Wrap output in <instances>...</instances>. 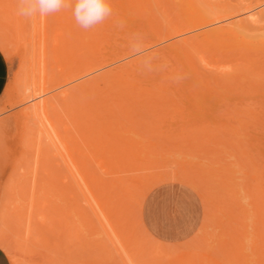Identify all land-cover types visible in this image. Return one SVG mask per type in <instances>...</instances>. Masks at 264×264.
Wrapping results in <instances>:
<instances>
[{
	"label": "rangeland",
	"instance_id": "374dc122",
	"mask_svg": "<svg viewBox=\"0 0 264 264\" xmlns=\"http://www.w3.org/2000/svg\"><path fill=\"white\" fill-rule=\"evenodd\" d=\"M11 1L12 0H0V5L1 6L9 5ZM150 1L151 3H153V5L149 3V6L152 7L146 8L145 13L147 16H149L147 9L148 10L150 9L152 14L150 15L153 16L154 14L155 19L153 17H147L148 20H145L146 19L145 17H144L145 19H143V18H139L141 15L137 16L136 20L131 24V26L125 28L119 27L118 29L117 28L115 29L118 31L121 28L120 30L123 31V32L120 31L121 34L118 33L119 35L115 34L117 31L113 29V26H110V30L106 29V31L107 32L110 31L111 36H109V33L108 35L107 33L106 34L104 33L103 35L100 33V35H98L100 39L105 35H107V37L105 36L104 39L102 38L101 40H99L98 46L100 50L98 49V51L100 52L98 51L97 52L102 53L105 52L106 50H107L106 52H108L109 51L108 49H115L117 47L115 45V42L119 44L118 47L123 46L125 43H127L126 41H129V39L133 40V36L136 33H140L143 36L144 44L147 42L151 43L153 42L154 39L156 38L158 39V37H162L161 42L165 44L166 42H168L169 39L166 38L163 39V36L165 34L168 35L167 33L172 34L177 29L190 27L192 28V31L195 33V32H199L200 29L203 30L212 27L217 28L223 25L227 26L228 24H230L229 22L235 20L237 21L238 19L240 20L244 18V14L246 12L244 11L243 8L249 5V0H219V1L218 0H156V1L150 0ZM215 2L218 3L215 4ZM12 5L13 6H11V10L13 13H15L16 3L14 4L12 3ZM192 5H194V7L196 8L193 9L191 7ZM189 7H191V10H195V11H191ZM187 8L189 9L188 11H190L191 13L187 12L186 10ZM260 10H264V6L259 7L254 11H260ZM192 12H195L196 15L194 14L192 15ZM60 14L62 15L61 22H63L64 24H69L71 20V16H70L71 11L70 10L61 11ZM199 15H202V17H200ZM222 15H229V17H227L226 20L225 19L221 20L220 22L215 21L217 17ZM150 20L151 22L153 20H156L155 24L157 25L155 24L153 25L150 23L151 27H149V24H147V22H149ZM213 20L215 21V23ZM205 21H213V22L212 23L209 22V24H207L208 23L207 22L206 24L202 25V23ZM27 22L29 23L28 20ZM30 24L31 21L29 25L26 27V29L28 28V31ZM205 25L207 26L205 27ZM152 26H155L157 29L155 27L153 28ZM96 27H95L96 31L102 30L100 29V27L99 28ZM58 28L61 27L58 26L56 22L54 23L52 22L51 28H49L50 36H52ZM151 28H153L154 30L156 29V33H154L152 31L153 29ZM247 34L246 35L238 34L239 36L236 38L233 37L223 38V36H219L223 38L221 40L219 39V37L213 36L214 38H211L212 42L210 43L208 42L205 43L198 40L199 41L198 44L203 43L199 48L189 47L188 51L194 55L196 66L201 70V72L202 71L204 72V73L202 72L204 75L210 78L209 80H212L211 85H214L213 78H218L217 80L223 78V81L228 80L229 83L236 82L237 85H240L241 83L244 84L247 83L246 86H249V82H250L251 84L259 83L261 84L260 87L264 86V30L260 29L257 31L256 29V31H254L251 29V31H249ZM115 37L116 38L119 37L118 38L119 40L115 39ZM7 38L11 40L10 49L12 50L13 54L10 57H7L4 54L9 63V76L7 78L6 87L2 95L0 96V179L2 181V183H0L1 184L0 205L5 203L6 194H8L6 192L7 189L10 186H11L10 188L12 187L14 188V186L17 187L15 189L16 191L13 194L14 198L12 200H14V202L16 203H19V201H21L23 206H21V209L16 211L15 214L13 215L12 222L14 227H11L12 230H9L10 227L7 228V232L8 234L11 235V237L9 238L11 239L12 244L15 246V251L17 252L19 261L21 262V264H27L29 260H30L29 263H31V262L39 261L40 258L38 256L27 257V253H25L22 250V248L17 245L15 240L17 239L18 236H20V234H22L23 226L24 224L27 223V220L29 219V213L31 209L30 202L32 199L30 195L33 187L32 184L33 177H35V170H34L35 160H36L35 158L37 157L36 149L38 146L37 138H32V137L34 136L38 137L36 136L38 134H36L35 130L33 131L30 128L31 126H35L31 123L32 121L29 122L30 127L29 126L26 127L23 124L24 122L23 121L24 119H22L23 117L22 116L20 117L21 111L25 110L26 106L31 104L32 101H29L27 103L24 102V103L16 104V102H14V99L16 100V98L14 97L15 96L14 86H16L15 84L17 83V80L24 73L25 70L24 67L26 66V62H27L28 70L31 68L29 67V63L34 62L35 49L37 47L36 41L38 39V35H35V32L33 33V35L32 34L30 35L27 32V30L22 34H19L16 30H14V32L9 34ZM80 38H83V40L87 41L89 37L87 35L85 36L83 35ZM121 38L124 43L120 41ZM172 38L173 37H171L170 39ZM102 40L104 41L106 40V41L104 42ZM112 41L114 42V44L111 43ZM111 44L114 45L113 48H111L112 46ZM105 45L110 46V48L108 47L105 48L106 47ZM217 46H219V48H217ZM92 49L93 48L88 49V52L87 51L84 52V48L81 50H77L74 56L75 59L80 58L86 54L88 55L89 52L92 51ZM81 51L83 52L81 53ZM106 52L103 54H107ZM167 53L168 52H165V54H163V56L160 58L161 61L160 59L156 61V65H159L158 70L160 73L162 72L164 73L165 71L168 72V74L167 73L166 74L169 75L171 70H172L171 72L176 73V74L172 73L173 75L170 74L171 76L170 75L167 76L164 74L166 77H169V79H167L168 83L166 84L173 85L174 83L173 84L171 83V81L175 80L172 79L173 76L176 78L175 75H177V77L179 76L184 78L185 75L183 74V68L180 66V64H178L179 62H176L178 61L177 60L178 57L175 59L173 53L172 55L170 53H168L167 55ZM167 57H169L170 59ZM167 59L169 60L167 61ZM159 61L160 63H158ZM176 64L179 67V69L176 66ZM175 66L177 68H174ZM227 71L228 73H225ZM88 76H92V75H88ZM84 78H81L78 81L80 82ZM148 79L151 80V78L146 77L145 79H142V81L140 82L146 84L144 81ZM184 80L189 81L186 78H184ZM154 81L156 82L159 80H154ZM151 82L153 81L151 80ZM144 84H142V86ZM106 85L105 83L104 84L102 83V85L100 84L99 87L104 86L102 88L105 89L107 87ZM174 86L177 87L179 85L175 84ZM168 89H170L169 91H172L173 86L168 87ZM258 89L261 88H258V86L257 89L256 88L254 89L253 87L252 88L248 87L247 91H241V88H237L238 92L237 90H235L234 92H225L227 90L218 89L222 93H218L215 90H211V91L203 90L204 96L203 97L199 96V98L195 96L196 101L194 99L193 101L195 102L192 103H189L190 101L185 100V97L183 96H182L183 98L179 97L178 95L180 94V92L178 91L177 92L173 91L176 92V94L178 93V95L174 93L170 94L169 92L170 96L174 95L173 97L177 101L178 104L177 109H175L173 105L172 106L168 105L167 108H169L170 111L167 113H163L162 115L163 117L161 116L164 119L158 117L157 119H155L157 120L156 124H152L154 122H150L148 126L145 127L141 126L142 130H139L141 131L140 134L138 133L134 134V132L130 133L132 136L134 137L136 136L135 138L139 137L137 140L140 139V143L142 140L141 144L143 145L140 144L139 145L143 146V148H145V150L147 151V154L145 155L146 157L143 154L142 156H144L146 159L151 160L149 164L153 166L151 168L140 169V170L132 169L134 171L133 172L130 168L118 167V168H112V170L109 171L110 175L108 174L105 175L104 171L106 169H111V168L101 167L99 164L96 163L94 159L91 161H88L87 159L90 170L93 172L94 175L96 174L100 175L99 179H101L102 181L101 186L99 185L95 186L96 189H99V187H103V189H99V190L102 191L110 190L109 192H111V190L116 189L122 192V190H120L121 183L118 182V178H121L122 176L123 179H127L126 176L123 177L124 175H122L124 171L128 172L125 175L130 173L129 175L131 176H128L130 178L135 175L148 176L149 174L151 175L152 173L155 172H168L177 169L181 171H186L187 169L186 170L184 169L188 167L190 169H188L186 172L190 175H195L196 179L200 183H202L205 189L207 190L208 195H206L205 199H203L202 196L199 195L198 191L194 189L193 186L181 180H174V179L164 180L156 183L154 186H152L149 189V191L142 200H139L138 197H135L134 199V196L128 199V197L126 196L127 197L126 201L122 200L121 203H118L119 201L118 199H120L118 198V196L120 195L119 192L117 193V195H114L115 200L114 197H112L108 192L104 193V195H100L101 191L96 190L98 191V193L93 191V196L89 191L83 193V191L82 192L80 191V188L77 186L72 176L67 175L71 173H69V171L67 170L68 167L63 162L62 158L60 156H55L54 154L55 150L52 149L53 147L48 144V141L45 140V138H43V140L41 141L42 142L41 145L44 150L40 158L42 156L44 158L42 157L41 158L42 160L40 159L39 161V169L36 174V182H35L36 186L34 187L36 188L38 186L35 189L37 194H36V198L34 199L35 203L31 213L32 216L31 219L33 221L34 226H36V228L37 227L44 228L43 230L44 232L46 231L45 232L46 234H48L51 245L55 246L58 242L66 241L65 245L68 246V248L73 249V251L76 252V254H86V253L88 254V252L89 254L97 253L99 252V249L102 250L101 248H103L104 245H106V247H104L102 251L107 255L111 254L110 257L113 258V262L115 264H118L119 262L123 261L122 255H125V253H122L121 255L119 254L121 253L122 249H119L120 245L119 243L115 242L116 239L110 240L108 237H106L107 236L105 234L106 232L104 228L101 227V225L104 224L105 222V220L104 222L102 220L104 219V217L101 216L103 214L99 216L100 214L99 211L101 209L108 211V207H111V205H113L111 207L112 208L111 211L113 213V216L116 217V220L120 221L126 218L123 221V223L122 221L119 222L120 232H125L126 235L129 234L128 231L130 230L134 232L132 239L135 240H130L129 238L130 236L127 235L128 237H125L127 239V242L130 243L132 241L133 242L137 241L141 244V245H135V247L139 250V252H137L136 249L133 250V248H131L129 251V252H131V250L136 251V254L139 256H141L142 253H146L143 251L145 249L142 250L141 248L147 247V249H149L148 247L152 245L151 242H149V240L146 239L147 237L144 235L143 227L145 226L146 229L153 236H155L152 233L151 229L149 228V225H146L145 213H146V217L149 218V221H151L152 223H157V222L162 223L165 227H167V229L168 227L169 228L171 227L170 230L172 233L168 235V239L170 240L167 241L166 239L165 244H162L161 246L155 248L154 249L155 251L154 250L152 251L150 247V250L152 252L149 255L152 254L155 255V253L158 254V256H154L155 260L154 261L151 260L150 264H239V262L243 261V259L244 261H246V264H253L254 262L257 261L261 262V264L264 263V261H262L264 260V178H262V174H264V172H260V171H264V161L261 162V160H264V153H262L264 152V92H260ZM95 90L96 89L90 91L93 92L94 94L92 97L96 96ZM99 90L100 89L97 90L98 94L102 92V89L101 91ZM81 94L84 95L87 93L83 92L78 94L76 96L78 98H74L71 101L72 103L69 102V104L74 107L71 106L69 107L70 111L64 110L61 111V113L63 114V118H64L63 121L64 125L63 124L62 125L69 128L67 129V131H65L66 134H64L65 132L63 133L65 139L67 141H72V142H74L77 139H80V142L82 143V145H84V142H82V140L86 136L84 134L83 129L86 128L85 124L89 122L86 121L88 120L86 119V117H88L86 116L88 114V111L86 112V110H88L87 109L88 107H86L85 105L87 104L88 99L86 98L85 95L82 96ZM82 97H84L87 100L81 99L80 102H82V104L79 102L77 103V101H79V99ZM12 101L15 104L11 105L10 103ZM73 101H75L76 104ZM81 106L83 108H80ZM72 108L75 110H73ZM77 109H81V110L76 111ZM180 109L182 111H178ZM232 109L234 110V112L232 111V113H230ZM240 109L246 110L248 111V113H246V111L245 112L241 111ZM71 110H73V112ZM237 111H239L238 113L241 112L243 114H239V115L238 113L234 114ZM74 112H75V118L79 116L78 118H81L80 120L81 121L83 120L84 123L77 126L76 123L78 118L74 119L76 120L74 122L70 121L71 117L74 118V116L71 115V113ZM252 114L255 115L252 116ZM239 117H241V121L245 120L244 122V124L246 123L245 125L242 126L241 123L236 122L238 121V119L236 120V118ZM146 118L151 119L150 116ZM25 120L27 121V119ZM153 125L159 126L156 128L157 130L155 129V127H153ZM228 125H233L234 128L235 127L238 128L237 132L240 134L236 135V133H232L231 129L233 127ZM201 126H204V128H202ZM78 127L82 129L81 131H83V133L80 132V129ZM154 129L157 132L156 131L152 132V130ZM203 129L205 130V132ZM169 131L170 133L168 134ZM217 131L219 134L217 133ZM30 132L32 133V135L33 134L34 135L33 136L29 135ZM70 132H72V134L75 137L74 136L72 137ZM171 132H175V135L174 133L172 134ZM212 132L213 134L209 135V133ZM193 133H195V135ZM228 134L229 136H227ZM208 135L211 138L210 137L208 138L207 137ZM149 137H152L153 139L152 138L149 139ZM213 138H216L215 142L211 140ZM155 139H157L155 142L157 143L156 148H154L152 145H148L151 144V143H147L148 141L152 142V140L155 141ZM199 139L201 140L199 141ZM201 142L203 144H201ZM240 142L243 145L242 147L239 146ZM69 143L72 144L71 142ZM145 143L147 145H145ZM166 146L169 147L166 148ZM82 149L84 150L85 146H82L80 150ZM242 150H245V153H243ZM85 151H87L88 153L87 148L85 149ZM196 152L199 153L202 152V153L199 154ZM247 153L250 156V158H253L252 160H255L256 164L258 163L259 165L253 166L252 162L250 163L251 160L249 159V156L246 155ZM221 157L224 160H222ZM59 158H61V160H59ZM183 160L186 161L188 164L186 163L185 164L189 166H186L185 164L181 166L180 161ZM239 161L242 164L239 165ZM41 162H43L44 165ZM153 162L156 163L153 164ZM247 162L250 163V165L244 166V164H248ZM200 164L203 165L199 166ZM228 165H231L232 167L231 166L228 167ZM181 167L183 169H181ZM46 168L48 169L50 168V169L46 171ZM219 168L222 169L218 170ZM207 169L209 170L206 171ZM211 169L214 171H212ZM256 169H260V171ZM217 170L220 172L225 171V173L223 174L220 173L218 175L217 173L219 172H217ZM230 170H232L234 173L233 172L231 173ZM107 171L108 170H106L105 172ZM215 171L216 173H214ZM255 171L260 172L259 175L261 176L259 178L256 177ZM214 174H217V176ZM208 175L210 177H208ZM229 176H231L232 179H230L231 177ZM68 177L69 179L72 178V181H70ZM122 178L121 180H123ZM219 178L221 180H219ZM106 179L108 181H106ZM46 181L47 182L50 181V183L54 182L56 184L51 185L48 182V186H45ZM221 182L224 184H222ZM8 183L10 186L6 185ZM2 184L5 186H3ZM219 184H221L222 186ZM228 184L231 186H229ZM56 185L58 187H56ZM232 186H235V188H231ZM3 187H5V189ZM224 187L226 189H224ZM81 190H85V189L83 188ZM2 191H4V194ZM44 191L45 192L48 191L47 194H42V192ZM87 192L90 193V196H88L89 193L87 194ZM153 192L159 193L163 195V197L165 198H169V197L185 198L186 196L189 195L190 196L193 195L197 198L200 206V221L194 234L190 238L178 242V240L182 236L187 235L193 228V220H192L194 214L193 204L192 203L182 204L177 201L167 200L161 203H159L158 201H154L152 205H149L148 203H146L145 200L146 197ZM252 193L254 194V196H256V198L251 196ZM21 194L24 195L21 197ZM105 194H108L107 195L109 196L108 198L111 197L112 200L110 201L111 204L110 202H108L107 200L108 198ZM121 194H123L122 196H124V193ZM85 195L88 196L89 198L86 197ZM94 195L96 196L100 195V197L104 198L102 199V204L103 203L104 204L101 205V201L100 203H97L101 199H97L98 201H95L96 199H93L95 201L94 203V201L90 199L91 197H96ZM96 198H99V196ZM78 200L81 202H79ZM138 201H140L139 202L140 208L137 207L138 208L137 210L135 206L138 204ZM125 203H128L129 206H125ZM97 205H99L100 207ZM97 207L98 210H95L97 209ZM113 207L114 208L118 207L117 208L118 210L121 209L119 210L121 211L120 214L118 210L114 209ZM81 211L84 213H82ZM94 211H96V214L94 213ZM131 211H137V212L140 211V214L136 212L135 217L137 218L140 215L141 221L144 224V226L142 224L136 225L137 219L133 216L134 212ZM86 212L88 214H86ZM204 214L206 216H204ZM120 215H123L125 218ZM130 215L131 217H133L132 220L127 219L128 217H130ZM84 217L86 220H88L89 222L88 224L91 223L92 227L88 226L87 222H85L86 220H84ZM121 217H123V219H119ZM13 220L14 221L16 220L15 223ZM130 220L131 222L133 221L135 223H131ZM124 223L126 224L125 225L126 227L123 225ZM85 224L87 225L85 226ZM89 227L90 230L88 229ZM91 229H95V231L94 230L92 231ZM11 231L14 232L12 233ZM76 231L79 232L77 233ZM195 233L198 234L197 235L198 238L195 236ZM16 234H18L17 237ZM203 237L207 238L205 244L198 240L199 238L205 239ZM103 243L104 245H101ZM117 244L119 247L117 246ZM132 245L133 244L130 243V247H134ZM98 246H101V248H99ZM156 257H158V259ZM54 258L55 260L53 261L52 264L54 263L57 264V261H60V258H58L57 255H55ZM245 258L247 260H245ZM255 259H257V261ZM235 260L236 262L237 260L240 261L236 263ZM254 264H259V263H254Z\"/></svg>",
	"mask_w": 264,
	"mask_h": 264
},
{
	"label": "bare ground",
	"instance_id": "6f19581e",
	"mask_svg": "<svg viewBox=\"0 0 264 264\" xmlns=\"http://www.w3.org/2000/svg\"><path fill=\"white\" fill-rule=\"evenodd\" d=\"M154 1H156V0H154ZM12 3L13 4L16 3V0H12L9 5H5V6L0 5V50L3 52V54H5L7 57H10L13 54L12 50L10 49L11 40L7 37L9 34L13 33L14 30H16L19 34H22L27 30V32L30 35L31 34L33 35L34 32H35V35H38V39L36 41L37 47L35 49L34 62L29 63V67H31L29 70L27 68V62H26V66L24 67V69H25L24 73L17 80V83L15 84L16 86H14V89H15V96L14 97L16 98V100L14 99V102H16V104L17 103H24V102L27 103L29 101H32L31 104L26 106L25 110H22V111L20 110L21 111L20 117L21 116L23 117L22 118V119H24L23 124L26 127L29 126L30 125L29 122L32 121L31 123L35 126H31V127L29 126V127L33 131L35 130L36 134H38V135H36L38 137H35V136L32 137V138H37L38 146L36 149L37 150V157L35 158L36 160L34 159L35 160V169H34L35 170V177H33V182H32L33 187H32V191H31V195H30L32 199L30 202V208L31 209H30V213H29V219L27 220V223L24 224L23 231L21 230L22 234H20V236H18V237H17L18 234H16L17 239L15 241H16L17 245L19 247H21L25 253H27V257L28 256H31V257L32 256H38L40 258L39 261L31 262V263H29L30 262V260H29V262L27 264H52L53 261L55 260V258H54L55 255H57L58 258H60V261H57V264H115L113 262V258L110 257L111 254L108 252L110 255H107L102 251L103 248L106 247V245H104V243L101 244V245H104L103 248H101V246H98L102 250H100L98 248L99 252H97V253H90L89 254V252H88V254L87 253L86 254H76V252H74L73 249H70V248H68V246L65 245L66 241L58 242L55 246L51 245L48 234H46L45 233L46 231L44 232V230H43L44 228H39V227L36 228V226H34L33 221L31 219V217H32L31 213H32V208H33L34 203H35L34 199L36 198V194H37L35 189L38 187L37 186L36 188H34L36 186V183H35L36 182V174H37L38 169H39V161L43 157L42 156L40 158V156L44 150L42 145H41V143H42L41 141L43 140V138H45V140L48 141V144L53 147L52 149L55 150V153H54L55 156H60L62 158L63 162L68 167L67 170L69 171V173H71V174H67V175L72 176L73 180L76 182L77 186L80 188V191L81 192L83 191V193L86 191H89L91 193V195L93 196V191H95L96 193H98V191H101L100 195H104V193L108 192V193H110V195L112 197H114V200H115L114 195H117V193L119 192L120 195L118 194L119 195L118 198H120L121 200L118 199L119 200L118 203H121L122 200L126 201L127 197L129 199L132 196H134V199H135V197H138L139 200H142L144 198V196L147 194V192L149 191V189L152 186H154L156 183L164 181V180L174 179V180H181V181L186 182L189 185L193 186L194 189H196L198 191L199 195L202 196L203 199H205L206 195H208L207 190L205 189L203 184L200 183L196 179L195 175H190L186 172L188 169H190L188 167H186V168L184 167L185 168L184 170L187 169L186 171H181V170L177 169V170L168 171V172H155V173H152L151 175L149 174L148 176L147 175L146 176L145 175H143V176H136L135 175V176H132L130 178L128 177V176H131V175H129L130 173L125 175L128 172L124 171L122 175H124L123 177L126 176L127 179H123L122 176H121V178L123 180H121V178H118V182L121 183L120 184V190H122V192H120L116 189H113L115 191L111 190L112 193L109 192L110 190H108V191L103 190L104 191L103 192L102 190H99V189H103V187H99V189L95 188V186H98V185L101 186L102 181H101V179H99L100 175H98V174L94 175L93 172L90 170L87 159H88V161H91L94 159L96 161V163L99 164L101 167L111 168V169H106V170H108L107 171L108 173L105 172L106 170L104 171L105 175L106 174L110 175L109 171H111L112 168H118V167L124 168V167H126V168H130L131 170L132 169H139L140 170V169H148V168L153 167L152 165H149L151 160L145 158L147 151L145 150V148H143V146H140V145H143V144H141L142 140L140 143V139L137 140L139 137L135 138L136 136L134 137L130 133L134 132V134L135 133L140 134L141 131H139V130H142V127L148 126L150 124V122H154L152 124H156L157 120H155V119H157L158 117H161L163 115V113H167L170 111L169 108H167L168 105H171V106L173 105V107L175 109H177L178 104H177L176 99L173 97L174 95L170 96V94H172V93L176 94L177 91L180 92V94L178 95V93H177L176 95H178L179 97H182V96L185 97V100L190 101L189 103L195 102L196 97L197 98H199V96L203 97L204 96L203 90H210V91L215 90L218 93H222L218 89L227 90L225 92H234L235 90H237V88H241V91H247L248 87H250V88L253 87L254 89L255 88L257 89V86H258V88H261L258 90L260 92H264V86L260 87L261 84H259V83L255 84L254 82H253L254 84H251L249 82V86H246L247 83L246 84L241 83L240 85H237L236 82L229 83L228 80L223 81V78L219 79V80H217L218 78H213L214 79L213 80L214 85H211L212 80H209L210 78H208V76L204 75L203 74L204 72L202 71L203 72L202 73L201 70L196 66L194 55L188 51L189 47H191V48L198 47L199 48L201 46V44H203V43L198 44L199 43L198 40H200L201 42L210 43V42H212L211 38H214L213 36H216V37L223 36V38H225V37L236 38L240 34L246 35L249 31H251V29L254 31H256V29H257V31L260 29L264 30V29H262V28H264V10L254 11L257 8L264 6V0H249V5H247L243 8L244 11L246 12L244 14V18H242L240 20L238 19L237 21L234 19L235 21L229 22L230 24L227 23L228 24L227 26L223 25V26H219L217 28L212 27V28H207V29H203V30L200 29L199 32H195V33L192 31V28H190V27L183 28V29H177L172 34L167 33L168 35L165 34L164 35L165 37L163 36V39L164 38L169 39L168 42L164 41V42H166L165 44H163L161 42L162 37H158V39L157 38L154 39L153 42H151V43L150 42L145 43L144 45L149 50L150 54L156 57V59L152 63V67L150 69L142 68L141 63H140V58L137 56H134L132 54V52H131V45L133 42L132 39H129V41H126L127 43H125L123 46H119V47H118L119 44H117L115 42V45L117 47L115 49H108L109 50L108 52H106L107 51L106 50L105 52L107 54H103L105 52L98 53V52H100V51H98V49L100 50V48L98 46L99 40H101L102 38L104 39L105 36L107 37L108 33H109V36H111L110 31L109 32L106 31V29L110 30V26H113V29L115 30L116 28L117 29L119 28L117 25L120 22H123L124 28L129 27L136 20V17L140 16V15L141 16L139 18H143V19L146 18L145 20H148L147 17H153L155 19L154 14H153V16H151L152 14H151L150 9L149 10L147 9L149 16H147L145 13L146 8L152 7V6H149V3L153 5V3H151L150 0H112L113 16L111 18H109L107 21H105L103 24L98 25L96 27V28L100 27V29H102L100 31H96L95 28L90 29L88 31H84V30L80 29L76 25L71 14H70V16H71L70 23L64 24L63 22H61L62 15L60 14V12L57 14L48 16V17L34 18L33 20H31V24H30L29 31H28V28L26 29V27L29 25L30 21L28 23L27 20L19 17L16 12L13 13L11 10V6H13ZM217 3L218 2H215V4H217ZM191 7L193 9L196 8V7H194V5H192ZM191 7H189L190 10H191ZM186 10L188 13H191L190 11H188L189 10L188 8ZM152 11H153V9H152ZM191 11H195V10H191ZM193 14L196 15L195 12H192V15ZM199 16L202 17V15H199ZM227 17H229V15H222V16L217 17L215 21L220 22L223 19L226 20ZM233 18H234V16H233ZM231 19H230V21H231ZM155 21L156 20H153L152 21L153 23L151 22V20L149 22H147V21L146 22H147V24H149V27H151L150 25L151 24L154 25ZM213 21H205L202 23V25L206 24L207 22H208L207 24H209V22L212 23ZM215 21H214V23H215ZM52 22L53 23L56 22V24L58 26H60L61 28H58L55 31V33L52 36H50L49 28H51ZM155 25H157V24H155ZM206 26L207 25H205V27ZM152 27L154 28L155 26H152ZM153 28H151V29H153ZM253 28H255V29H253ZM120 29L118 31L115 30V31H117L115 34H118V33L121 34L120 31H122V30H120ZM156 29L155 30L153 29L152 31L154 33H156ZM104 31H106V32H104ZM100 33L102 35L104 33L105 34L107 33V35L103 36L100 39V37H98V35H100ZM83 35L84 36L87 35L89 37L87 39V41L83 40V38H80ZM115 36H117V35H115ZM171 37L176 38V39H173V38L170 39ZM118 38L115 37V39L119 40ZM223 38L219 37L220 40ZM110 39H112V38H110ZM102 41H104V40H102ZM120 41L122 43H124L122 41V38ZM111 43L114 44L113 41ZM148 43H150V44H148ZM113 44H111L112 45L111 48H113V46H114ZM107 47L110 48V46H106L105 48H107ZM83 48H84V52L85 51L88 52V49H90V48H93V49H92V51L89 52L88 55L86 54L80 58L75 59V57H74L75 52L77 50H81ZM101 48H102V46H101ZM217 48H219V46H217ZM82 52L83 51H81V53ZM165 52H168L171 55L173 53L174 54L173 56L175 57V59L178 57L177 58L178 61H176V62H179L178 64H180V66L183 68V74L185 75L184 78L188 79L189 81H185L184 78H182L183 80L180 79L181 81L177 82V81H175L176 79L173 76L172 79H175V80L171 81V83L172 84L174 83V84L173 85L166 84V83H168L167 79H169V77H166L165 75H167L168 72H165L163 69L164 73L163 72L160 73L158 70L159 65H156V61H158L163 56V54H165ZM168 53H167V55H168ZM167 58H169V57H167ZM169 59H167V61ZM203 59H205V58H203ZM160 61H161V59H160ZM160 61L158 63H160ZM166 62H164V63H166ZM176 66H177V64H176ZM176 66L174 68L178 67V66L177 67ZM216 67H218V66H216ZM167 69H166V71H167ZM178 69H179V67H178ZM171 71H170V74H172V73L176 74L175 72H171ZM173 71H175V70H173ZM225 73H228V71ZM140 74H142V75H140ZM252 74H254V73H252ZM88 75H92V76H88ZM169 75H167V76H169ZM175 76L177 77V75H175ZM146 77L151 78V80L153 82H151V80L148 79V80L144 81L146 84H144L143 82L141 83L140 81H142V79H145ZM81 78H84L85 80L82 79L79 82L78 80ZM154 80H159V81L155 82ZM102 83L103 84L105 83V85L107 84L106 85L107 87L105 89L102 88L104 86L99 87L100 84L102 85ZM142 84H144V85L142 86ZM175 84L179 85V86L176 87V86H174ZM172 86H173V90L169 91L170 89H168V87H172ZM189 87H190V89H189ZM97 88L100 89L99 91H101V89H102V92L98 94ZM176 88H178V89H176ZM93 89H96L95 90L96 96H94V97H92L94 95L93 92H90V91H93ZM173 91H176V92H173ZM83 92L87 93L84 95L86 96V98L88 100L85 99L84 97H82L79 99V101H77V99H76V101H77V103L79 102L82 104V102H80L81 99L87 100V104H85V105H86V107H88L87 108L88 110H86V112L88 111V114L86 115V116H88V117H86V119H88V120H86V121H89V122L87 124H85L86 128L83 129L84 134L86 136L83 138L84 141L82 140V142H84V145H82V143L80 142V139H77V138L76 139L78 141L75 140L76 142L74 140H73L74 142H72V141H67L65 139V137H64V134H66L65 131H67V129H69V128L63 126L64 125L63 124L64 118H63V114L61 113V111H64V110L70 111L69 107H71L72 105H70L69 102H71L74 98H78L76 96L80 93H83ZM169 92H170V94H169ZM237 92H238V90H237ZM81 95L84 96L83 94H81ZM194 99H195V101H193ZM197 100H199V99H197ZM14 102L12 101L10 104L11 105L15 104ZM73 102H75V101H73ZM75 104H76V102H75ZM77 105H79V104H77ZM72 107H74V106H72ZM80 108H83V107L81 106ZM233 109L230 111V113H232V111L234 112L235 109L234 110ZM73 110H75V109H73ZM73 110H71V111L73 112ZM80 110L81 109H77L76 111H80ZM240 110L244 111V112L246 111L243 109H240ZM178 111H182V110L180 109ZM75 112L71 113V115L74 116V118L71 117V119H70L68 117L70 119V121L74 122V121H76L74 119H77L79 117V116H77V118H75ZM238 112L239 111L235 112L234 114H237ZM246 113H248V111H246ZM77 114H79V113H77ZM239 114H243V113L240 112V113H238V115ZM144 115H146V116H144ZM176 115H178V114H176ZM230 115H232V114H230ZM253 115H255V114H252V116ZM148 116H150L151 119L146 118ZM142 117L145 119H143ZM25 119H27V121ZM80 119L81 118H78V120H77V123H76L77 126L84 123V121L82 120L83 121L82 122ZM162 119H164V118H162ZM237 119H238V121H236V122L241 123L242 126L246 124V123L244 124L245 120L241 121V117L236 118V120ZM158 120H161V119H158ZM162 122H164V121H162ZM228 126L233 127L231 129L232 133H236V135L240 134L237 132L238 128H236V127L234 128L233 125H228ZM153 127H155V129H156L159 126L153 125ZM153 127H152V129H153ZM201 127L204 128V126H201ZM79 129H80V132L83 133V131H81L82 129L81 128H79ZM155 129L152 130V132L157 130V129L156 130ZM206 129H207V126H206ZM214 129H215V127H214ZM218 131H217V133H218ZM204 132H205V130H204ZM70 133L73 137L74 135L72 134V132H70ZM73 133H75V132H73ZM169 133H170V131L168 132V134ZM171 133L172 134L174 133V135H175V132H171ZM196 133H198V132H196ZM193 134L195 135V133H193ZM210 134H213V132L209 133V135ZM29 135H32V133L30 132ZM209 135L207 136L208 138L210 137ZM196 136H197V134H196ZM227 136H229V134ZM173 137H175V136H173ZM150 138H152V137H149V139ZM215 139L216 138H213L211 140L215 142L216 141ZM156 140L157 139H155V141L152 140V142H149L150 141L149 140L147 143H151L148 145H152L154 148H156L157 147V143H155ZM200 140L201 139H199V141ZM69 142H71L72 144H70ZM228 143H229V141H228ZM184 144H185V142H184ZM201 144H203V143L201 142ZM210 144H212V143H210ZM145 145H147V144L145 143ZM82 146H85V149L87 148L88 153H87V151H85V149L80 150L82 148ZM239 146H241V147L243 146L241 142L239 143ZM167 147H169V146H166V148ZM186 147H187V145H186ZM195 147H197V146H195ZM212 147H215V146H212ZM179 148H181V147H179ZM183 148H185V147H183ZM208 149H210V148H208ZM81 151H83V152L85 151V152L83 153ZM208 151H210V150H208ZM242 152L245 153V150H242ZM150 153H151V151H150ZM196 153H199V152H196ZM201 153H199V154H201ZM262 153H264V152H262ZM142 154L145 157L142 156ZM246 155H248V153ZM164 156H167V155H164ZM149 157H151V156H149ZM214 157H216V156H214ZM61 158H59V160H61ZM168 158H169V156H168ZM221 159H222V157H221ZM249 159L251 160L250 163L252 162L253 166L259 165L258 163L256 164V161L252 160L253 158H250V156H249ZM186 160H188V159H186ZM222 160H224V159H222ZM53 161H55V160H53ZM240 161H239V165L242 164ZM253 161H255V162H253ZM262 161H264V160H261V162ZM180 162H181V166H183L185 163L188 164L184 160L180 161ZM41 163H43V162H41ZM154 163H156V162H153V164ZM250 163L244 164V166L250 165ZM43 165H44V163H43ZM91 165H92V163H91ZM201 165H203V164H200L199 166H201ZM186 166H189V165H186ZM230 166L231 165H228V167H230ZM207 167H205V168H207ZM212 167H215V166H212ZM241 168H243V167H241ZM244 168H247V167H244ZM260 168H261V166H260ZM49 169L46 168V171H48ZM181 169H183V168L181 167ZM220 169H222V168H219L218 170H220ZM208 170L209 169H207L206 171H208ZM218 170H217V172H219V173H217L218 175L220 173H222V174L225 173V171L220 172ZM232 170H230L231 173L233 172ZM256 170L260 171V169H256ZM43 171H45V170H43ZM212 171H214V170H212ZM258 171L257 172L255 171L257 178H259L261 176V175H259L260 172H264V171H260V172H258ZM188 172H190V171H188ZM205 173H207V172H205ZM214 173H216V171ZM226 173H229V172H226ZM115 174H117V173H115ZM217 174H214V175L217 176ZM47 175H49V174H47ZM37 177H39V176H37ZM208 177H210V176L208 175ZM229 177H231V176H229ZM72 178L69 179V177H68V179L70 181H72ZM262 178H264V174H262ZM230 179H232V177ZM219 180H221V179L219 178ZM258 180H260V179H258ZM106 181H108V180L106 179ZM109 181H111V180H109ZM216 181H217V179H216ZM48 182L50 183V181H48ZM48 182L46 181L45 186H48ZM0 183H2L1 179H0ZM59 183H61V182H59ZM69 183H71V182H69ZM235 183H237V182H235ZM32 184H31V186H32ZM50 184L54 185L56 183L52 182ZM222 184H224V183H222ZM6 185H9V183ZM25 185H27V184H25ZM38 185H40V184H38ZM219 185H221V184H219ZM3 186H5V185H3ZM229 186H231V185H229ZM10 187L9 188L7 187L8 189L6 188L7 189L6 192L8 194H6L5 203L1 204L3 206L0 205V210H1L0 211L1 212L0 213V248L5 252L7 257L11 261V264H21V262L19 261L18 256H17V252L15 251V246L12 244V241L9 238V237H11V235L8 234L7 228L10 227L9 230H12L11 227H14L13 222H12V217L16 211L21 209V206H23V204L21 203V201H19V203H16V202H14V200H12L14 198L13 194L16 191L15 189L17 187H15V186H14V188L13 187L10 188ZM56 187H58V186L56 185ZM93 187H94V189H93ZM3 188L5 189V187H3ZM83 188L85 190H81ZM231 188H235V186H232ZM9 189L11 190V192ZM41 189H43V188H41ZM224 189H226V188L224 187ZM1 190H3V189H1ZM44 190H46V189H44ZM96 190H98V191H96ZM2 192L4 194V191H2ZM47 192L48 191H46V192L44 191V192H42V194H47ZM61 192H63V191H61ZM89 192H87V194ZM249 192H251V191H249ZM90 193L88 196H90ZM113 193H115V194H113ZM121 193H124V196H122L123 194H121ZM23 195L21 194V197ZM100 195H97V196L94 195L96 197L99 196V198L91 197L90 199H92V200L96 199L95 201H98L97 199H101L97 203H100V201H101V205H103L104 203L102 204V199H104V198L100 197ZM105 195L107 196L108 194H105ZM3 196H2V198H3ZM88 196H86V197H88ZM251 196L256 198V196H254L253 193ZM75 197H78V196H75ZM108 197L109 196H107V198ZM122 198H124V199H122ZM107 200H108V202L112 201L111 197L108 198ZM95 201H94V203H95ZM79 202H81V201H79ZM139 202L140 201H138V204L135 206L136 208L137 207L140 208ZM110 204H111V202H110ZM95 206H96V204H95ZM97 206H99V205H97ZM112 206L113 205H111V207ZM115 206H116V204H115ZM125 206H129V204L125 203ZM92 207H93V205H92ZM105 207H106V205H105ZM111 207H108V211H105L104 209H101V210L99 209L100 210L99 216L101 214H103L101 216H103L104 219H102V217H101V219L103 220V222H104V220L106 222V224H105V222H104V224H102V222H101V224L103 225V226L101 225V227L104 228V230L106 232L105 234L107 235L106 237H108L110 240L116 239L115 242L119 243L120 247L118 246V244H117V246L119 247V249H122L121 253H119V254L121 255L122 253H125V255H122L123 261L119 262V263L120 264H150L151 260H153V261L155 260L154 256H158V254H156V253H155V255L154 254L149 255V254H151V252L155 248L161 246L162 244H165V241H166V239H168V235L171 234V231H168L167 227L163 226L161 223H157L158 231L162 234L161 238H157V237L153 236L146 229V227L144 226V224L141 221L140 215L137 218L135 217L137 211H131V212H134L133 213L134 215L133 214L132 215L137 219L136 225L142 224L144 226L143 232H144V235L147 237V238L146 237L145 238L148 239L149 242H151V244H152L150 246L152 251L150 250V247H148L149 249H147V247L141 248L142 250L145 249L143 251L146 253H142V255L139 256L136 254V251H133V250L136 249L137 252H139V250L135 247V245H141V244L137 241H135V242L132 241L130 243H132L133 244L132 246H134V247H130V243L127 242V239L125 237H128L127 235H129L130 240H135V239H132L134 232H132L130 230V231H128L129 234H127V235L125 232H120L119 222L122 221V223H123V221L126 218L123 215H120V216H123L125 219L120 220V221L116 220V217L113 216V213L111 211L112 210ZM117 208L118 207H116L114 209H117ZM138 208H137V210H138ZM95 210H98V207ZM119 210H121V209H119ZM119 210H118V212L120 214L121 211H119ZM82 213H84V212H82ZM94 213L96 214V211H94ZM137 213L140 214V211ZM86 214H88V213L86 212ZM129 214H131V213H129ZM125 216H126V214H125ZM204 216H206V215L204 214ZM87 217H89V216H87ZM123 217H121L119 219H123ZM132 218L133 217H131V215H130V217H128L127 219L132 220ZM98 219H100V218H98ZM84 220H86L85 217H84ZM131 220H130V222H131ZM15 221H14V223H15ZM85 222H87V224L89 223L88 220H86ZM130 222H128V223H130ZM203 222H202V225H203ZM131 223H135V222L132 221ZM87 224H85V226ZM123 225L125 226L126 224L124 223ZM88 226L92 227L91 223L88 224ZM17 228H19V227H17ZM96 228H98V227H96ZM88 229L90 230V227ZM95 229H91V230L95 231ZM128 229H130V228H128ZM11 232L13 233L14 231H11ZM76 232L78 233L79 231H76ZM130 232H132V233H130ZM197 235L198 234L195 233V236L198 238ZM201 236H203V235H201ZM102 237H104V236H102ZM203 238H205V237H203ZM198 240L205 244L207 238H205V239L199 238ZM135 243H137V244H135ZM131 248H133V250H131V252H129ZM119 249H116V250H119ZM132 252H135V253H132ZM61 254H62V256H61ZM147 256H149V257H147ZM156 258L158 259V257H156ZM232 259H234V258H232ZM245 260H247V259L245 258ZM255 260L257 261V259H255ZM232 261H234V260H232ZM239 261L237 260V262H236V260H235L236 263H238ZM262 261H264V260H262ZM240 262H241V264H246V261H244V259H243V261H240ZM240 262H239V264H240ZM243 262H245V263H243ZM254 263L261 264V262H258V261L254 262ZM54 264H56V263H54ZM262 264H264V263H262Z\"/></svg>",
	"mask_w": 264,
	"mask_h": 264
},
{
	"label": "clouds",
	"instance_id": "9594fccd",
	"mask_svg": "<svg viewBox=\"0 0 264 264\" xmlns=\"http://www.w3.org/2000/svg\"><path fill=\"white\" fill-rule=\"evenodd\" d=\"M65 10L71 11L76 25L84 31L103 24L113 16L112 0H16L17 15L28 21ZM117 26L122 28L123 22ZM131 52L140 58L141 67L145 69H150L156 59L144 45V38L140 33L133 36ZM175 79L179 81L182 77Z\"/></svg>",
	"mask_w": 264,
	"mask_h": 264
},
{
	"label": "crops",
	"instance_id": "0c3cea01",
	"mask_svg": "<svg viewBox=\"0 0 264 264\" xmlns=\"http://www.w3.org/2000/svg\"><path fill=\"white\" fill-rule=\"evenodd\" d=\"M8 76H9V63L7 61L6 56L0 50V96L2 95V93H3V91H4L5 87H6ZM167 200L177 201V202H180L182 204H187V203H192L193 204V207H194V214H193V217H192L193 228L191 229V231L187 235L182 236L178 240V242L187 240L188 238H190L194 234L197 226L199 225V221H200L199 201L193 195L186 196L185 198H171V197L165 198V197H163V195H161L159 193H156V192H153V193L149 194L146 197L145 201L149 205H152L154 203V201H158L159 203H161V202H164V201H167ZM145 222H146V225H149V228L151 229L152 233L155 236H157L158 238L162 237L161 236L162 234L158 231V227H157V223H159V222L152 223L151 221H149V218L146 217V213H145ZM170 228L168 227V231H171ZM168 240H170V239H167V241ZM0 264H11L9 258L7 257V255L5 254V252L1 248H0Z\"/></svg>",
	"mask_w": 264,
	"mask_h": 264
}]
</instances>
